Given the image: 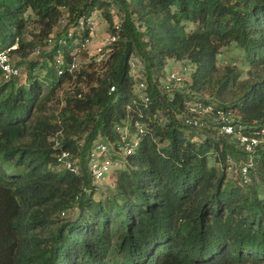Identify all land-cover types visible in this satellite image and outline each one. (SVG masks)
<instances>
[{"label":"trees","instance_id":"obj_1","mask_svg":"<svg viewBox=\"0 0 264 264\" xmlns=\"http://www.w3.org/2000/svg\"><path fill=\"white\" fill-rule=\"evenodd\" d=\"M113 2L119 29L109 0H0V49L26 58L64 19L58 35L67 40L31 59L25 82L5 80L0 68V264H264V146L253 152L261 183L228 179L229 157L247 153L220 133L218 112L235 114L246 132L264 126V0ZM95 9L118 34L102 61L74 52L88 36L75 27ZM231 42L262 64L254 72L262 77L221 69ZM60 53L64 71L45 85L38 71ZM133 54L146 63L147 104L134 90ZM75 56L91 61L70 71ZM169 58L193 65L183 87L161 85ZM206 90L231 100L205 98L215 108L205 125L185 123V100ZM127 119L147 131L113 171L114 190L98 199L88 151L98 138L118 139ZM60 130L63 146L79 154L78 172L59 165L51 136Z\"/></svg>","mask_w":264,"mask_h":264},{"label":"built area","instance_id":"obj_2","mask_svg":"<svg viewBox=\"0 0 264 264\" xmlns=\"http://www.w3.org/2000/svg\"><path fill=\"white\" fill-rule=\"evenodd\" d=\"M100 10L95 9L91 14L82 16L79 19L75 29L81 32L88 29V36L85 38L81 46L76 47V51L81 52L82 49H88V55L94 56L97 61L106 59L114 49L113 43L118 39V34L111 33L103 37L99 43L95 44L94 48L90 47L92 38L96 36V22L97 15ZM64 19L63 21H65ZM115 27L119 29L120 20H115ZM74 28H70L68 35L72 36ZM77 42L78 39H75ZM65 36L58 35L57 29L54 30L45 40L44 46H37L35 52H40L43 48L46 50L52 49L56 44H64L66 42ZM16 46V45H15ZM60 51V50H59ZM131 73L135 79L134 90L145 104L151 100L148 91V83L146 81V63L143 58L132 56L129 60ZM55 67L58 73L64 71V58L62 54H58L55 59ZM81 58L75 56L69 63L68 70L76 71L80 68ZM0 68L3 71L5 80L22 79L26 74L23 72V67L14 60L10 52V48L0 49ZM184 71L167 72L166 76L162 78V86L167 90L173 87H182L180 83L185 80ZM116 85L110 87V91H114ZM215 110L214 104L208 102L205 98L198 96L196 93H191V96L185 100V108L180 114V117L185 123L195 127H203L206 123V117ZM222 117V123L219 128L220 133L233 134L242 146V149L247 153L245 159L236 160L229 157L227 169L228 171H236L237 176L243 183H251L253 181L252 169L255 164L253 152L259 146H264V126L256 128L250 132H246L247 125L242 122H235V114H225L223 111H218ZM147 124L139 119H127L124 124H118L116 130L119 133L118 139H111L110 137H101L94 141L87 154V164L89 171L93 175L95 182L105 180L110 176L115 169L124 168L128 161L129 154L135 151L136 146L139 145L141 139L147 131ZM137 135L136 141L130 140V134ZM62 131H58L51 136L54 147L57 148L56 156L59 165L62 168L71 169L75 172L79 171V154H76L71 149L64 147L61 139ZM83 141H80V145Z\"/></svg>","mask_w":264,"mask_h":264},{"label":"rangeland","instance_id":"obj_3","mask_svg":"<svg viewBox=\"0 0 264 264\" xmlns=\"http://www.w3.org/2000/svg\"><path fill=\"white\" fill-rule=\"evenodd\" d=\"M109 1H111V3H112L111 13L113 14L114 20H117V21L122 20L121 16H120V9L118 8L117 4L114 3L113 0H109ZM96 18H97L96 36H94L92 38V41L89 44L90 47H92V49L94 48L95 44L99 43V41L103 37L111 34V32H110V21L107 18V16L105 15V13L100 11ZM65 23H66V20L62 21L61 24L59 25V27L57 28V31L61 30ZM30 24L31 25L29 26V30L32 31L35 29V23L32 22ZM133 55L137 56L136 54H133ZM88 56L87 57L85 56L84 58L81 59V67L88 66V62L91 61L88 59L89 58ZM40 57H41V54L38 52H34V51L26 58H21L19 55L13 54L14 60L19 61V63L23 67V72L26 74V76L24 75L22 79H16L17 82L21 83V82H25L27 80V76H28L27 71H28V67H29V65H28L29 61L31 59L39 60ZM228 64L234 65L238 68V70L240 71V78L241 79H246L248 77H251V80L255 81V80H258L260 77H262V74L257 75V76L254 75V72L258 71L260 69V67L262 66V64L253 63L252 60L249 58L248 54L246 53V51L241 46H239L236 42H231L228 45L223 46L221 49V53L219 54V66L221 67V69H223ZM38 67L36 69V72L39 69ZM192 68H193V65H191L189 63L187 64L184 61L176 60L174 58H169L168 63L166 65V72H171V71H175V70L180 71L181 70V71H184L183 73H184L185 79L190 80V71ZM46 72H48V74ZM46 74H47V80H45ZM57 76H58L57 75V69L55 67V64L52 62H49L46 65L45 69L43 67L41 70V73L38 71V77L41 81H43V83L45 85H48V81L51 82ZM180 84L182 85V87L185 85L184 81ZM197 95L201 96L203 98L218 100L220 102H222V101L230 102V100H231L230 95H227V93H225L224 95L218 94L217 90L201 91V92H197ZM52 102L55 103L56 102L55 99H53ZM62 105H63V103H60L59 107ZM130 140L136 141L137 135L135 133L130 134ZM211 162H214V157L211 159ZM218 165H220V164L218 163ZM236 176H237L236 171H228L227 172L228 179L234 180V179H236ZM253 181L256 182L257 184L261 183L260 179L257 177H256V180H253ZM96 184H97L96 197L98 199H104L115 188V178L113 176V173L110 176H108L107 179L97 181Z\"/></svg>","mask_w":264,"mask_h":264}]
</instances>
